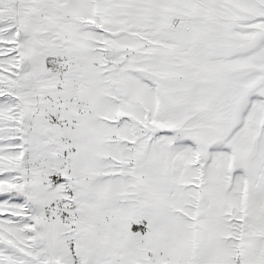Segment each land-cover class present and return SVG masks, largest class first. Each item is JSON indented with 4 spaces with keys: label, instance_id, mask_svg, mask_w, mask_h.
Listing matches in <instances>:
<instances>
[{
    "label": "snow or ice",
    "instance_id": "6c2138e0",
    "mask_svg": "<svg viewBox=\"0 0 264 264\" xmlns=\"http://www.w3.org/2000/svg\"><path fill=\"white\" fill-rule=\"evenodd\" d=\"M0 264H264V0H0Z\"/></svg>",
    "mask_w": 264,
    "mask_h": 264
}]
</instances>
